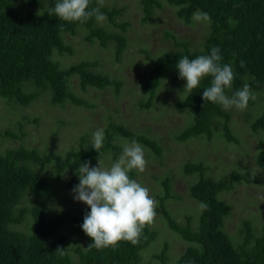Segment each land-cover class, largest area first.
I'll use <instances>...</instances> for the list:
<instances>
[{"label": "trees", "instance_id": "1", "mask_svg": "<svg viewBox=\"0 0 264 264\" xmlns=\"http://www.w3.org/2000/svg\"><path fill=\"white\" fill-rule=\"evenodd\" d=\"M51 1L46 0L42 6L43 0H0V97L19 104L15 108L7 102L19 112L48 91L52 105L63 108L68 101L76 108H93L94 105L81 96L86 95L90 87L99 90L109 87L118 93L124 81L117 74L100 71L94 59L60 68L59 63L62 62L58 58V55L72 53L70 39L77 34V27L82 25L87 30L83 37L85 41H96L101 48L113 45L115 60L121 61L130 27L127 20L119 21L124 7L114 5L115 0L112 3L106 1L111 5L104 0L102 4L100 0H91L90 7L100 6L107 23L112 25L109 30L95 18L85 23L59 19L50 12L57 0L49 10L39 13ZM139 4L142 22H150L156 11L159 13L170 6L187 25L196 23L193 14L197 11L209 13L211 23L197 21L202 31L198 45L191 39H179L166 31L163 39L170 42V48L156 55H151L148 49H141L146 54L148 65H145L146 72H143L142 82L139 83L145 99L138 101V107L141 110L151 108L162 84L168 88L181 87L180 81L184 80L176 69L179 59L185 56L194 59L218 46L222 63L231 64L235 72L232 87L226 89V94L231 96L248 84L256 99L250 100L243 111L235 108L225 110L202 99L203 90L211 82V78L206 77L191 92L182 89L185 93L174 101L173 107L186 112L188 118L185 127L175 134V139L181 143L197 138L212 142L220 136L228 143L239 145L242 141L234 126L237 127L240 120L231 118L236 111L243 112L245 120H242L254 142L244 146V152L251 149L254 163L264 169V104L259 103L260 99L264 101V0H139ZM154 21L157 23L156 19ZM64 33L67 34L65 37ZM54 49L59 52L55 55L56 61L51 59ZM73 77L76 80H72ZM251 108L254 111L250 116ZM26 115L15 122L16 128L0 130L2 137L17 141L14 147L0 149V264H138L143 258L142 251L156 239V229L145 226L136 245L121 241L116 248H89L92 240L82 231L81 225L90 209L86 205L77 214L65 209L48 217L43 202L57 197V192L41 170L52 165L56 179L69 173L71 181L77 184V169L83 161L92 163L106 153H110L112 160L119 157L122 147L115 143L117 136L129 141L135 139L158 157L163 153L160 143L149 134L134 131L111 117L104 129V147L99 152L87 141V135H81L78 146L64 153L51 149L40 152L24 144V122L37 121ZM215 159L218 164L217 156ZM237 162L235 160L231 164ZM235 166L221 176L224 172H219L216 166L213 168L214 175L212 167L203 160L184 162L182 172L198 176L189 185L190 197L208 205L207 210H200L196 227L191 214L184 215V222L174 218L167 208V201L177 197L172 191V179L167 175L161 181L162 192L156 195L161 217L170 230L190 243L176 264H264V223L256 227L252 219H244L238 230L239 239L225 229L231 206L221 194L235 190L239 181L252 185L264 182L259 176H252L247 165L239 162ZM135 175L133 170L130 177L134 179ZM68 222L73 226V234L84 239L83 244H70L63 231ZM168 247L164 241L160 253L151 257L159 264H168ZM58 248H64V255H60Z\"/></svg>", "mask_w": 264, "mask_h": 264}, {"label": "rangeland", "instance_id": "2", "mask_svg": "<svg viewBox=\"0 0 264 264\" xmlns=\"http://www.w3.org/2000/svg\"><path fill=\"white\" fill-rule=\"evenodd\" d=\"M54 1L52 0L39 13L49 10ZM106 1L112 3L113 0H104L105 3H107ZM45 4L46 0H43L42 6ZM114 5L125 9L119 21L127 20L130 23L127 32V46L121 61L116 62L113 45H110L109 48H101L96 41L93 43L85 41L83 37L87 30L82 25L77 27V30L79 29L77 34L70 39L73 45L72 53L58 55V58L62 62V64L59 63L60 68H66L83 60L91 61L94 59L97 61L96 67L100 71L117 74L123 78L120 91L117 93L109 87L102 90L90 87L87 94L81 96L88 103L93 104V108H76L68 101L65 102L63 108L52 105L48 91L31 102L27 108H22L20 111L22 115L17 109H12L10 106V104L15 105L14 107L17 108L20 106L19 104L0 97V130L16 128L15 122L27 114L26 116L34 120L36 118L37 121L24 122V130L26 131L24 144L35 147L40 152L51 149L58 153H64L77 147L81 135H87V141L92 144L93 133L99 128L105 129L111 117L113 121L122 123L134 131L149 134L160 143L163 153L158 157L144 147L148 165L143 173L134 170L136 174L134 179L147 187L150 195L158 201L156 195L162 192L161 181L168 175L172 179L173 194L177 196L167 201L168 210L177 221L182 222H184V215L191 214L196 227L200 208L199 202L189 195V185L196 181L198 176L184 174L182 172L184 162L203 160L212 167L211 172L213 174V168L216 166L219 172H224L221 176L234 169L235 165L240 162L249 167L252 176H259L264 181V169L259 168L254 163L253 151L249 149L244 152V146L248 147L251 143L254 144L251 141L249 129L245 128L246 125L242 120H245L244 114L236 111V114L231 118L240 120L237 127L234 126L235 132L242 141L239 145L228 143L220 136H217L212 142L199 138L190 139L185 143L177 141L175 134L185 127L188 118L186 112H180L176 107H173V104L185 93L182 89H184L186 82L185 80L184 82L180 81L182 88L180 86L168 88L162 84V87L157 90V97L151 108L141 110L137 103L139 100H144L145 95L139 83L142 82L143 72H146L145 65H148L146 54L141 49H148L151 55H156L170 48V42L163 39L166 31L178 36L179 39H191L195 45H198L202 37L201 25L197 21L192 25L183 23L170 6H166L159 13L156 11L150 22H142L139 0H115ZM154 19L157 20V23ZM100 23L109 30L112 29V25L108 24L106 20ZM66 35V33L63 34L64 37ZM57 53L59 52L56 49L52 51L51 59L53 61H56L55 55ZM98 69L93 68L96 71H99ZM74 79L76 80V77L72 78V80ZM72 91L78 93L77 87H75V91L72 88ZM259 103L262 105L264 101L260 99ZM249 111L251 116L254 109L251 108ZM126 142H129L126 138L115 137V143L120 144L122 149ZM16 144L17 141L12 142L11 139L4 138L0 134L1 150L14 147ZM215 156L219 159L218 164ZM235 160L239 162L231 164ZM114 162L115 160H112L110 153H106L103 157L92 162L90 166H97L99 163L101 167L109 168ZM218 171H216L217 175H219ZM41 172L57 192V197L49 198L43 202L47 208L48 217L65 209L77 214L86 206L84 203L73 199L72 189L78 185L79 177H77V184L71 181L72 176L69 173H64L60 179H56L52 165H48ZM221 196L231 206V214L226 219L225 229L236 239L240 237L238 230L244 219H252L259 225H255L256 227H260L264 223V182L262 185H252L239 181L235 185V190L223 192ZM156 211L157 216L154 223L149 226L156 229L158 235L142 251L143 258L138 264H159L151 256L154 253H160L164 241L169 246L167 251L168 264H176L184 248L190 243L170 230L167 222L161 217L159 207ZM69 220L71 221V219ZM71 222H68L63 228L70 244H83L84 239L73 234Z\"/></svg>", "mask_w": 264, "mask_h": 264}, {"label": "clouds", "instance_id": "3", "mask_svg": "<svg viewBox=\"0 0 264 264\" xmlns=\"http://www.w3.org/2000/svg\"><path fill=\"white\" fill-rule=\"evenodd\" d=\"M90 3L91 0H57L50 12L66 22L85 23L92 18L97 22L106 20L101 7H90ZM193 19L211 23L207 12L197 11ZM222 60L221 49L214 46L208 54L194 59L187 56L179 59L176 69L179 77L186 81L184 89L187 91L198 88L204 78L210 77V86L203 90L202 99L225 110L235 108L243 111L250 100L256 99V94L250 85L244 84L231 96L227 95L226 89L232 87L235 72L231 64L222 63ZM104 141L105 131L99 128L93 133L92 148L99 152ZM90 165V161L80 164L77 169L79 183L72 189L73 199L90 209L81 225L82 231L92 240L88 247L116 248L121 241L138 244L144 227L154 223L158 207V201L150 195L149 189L130 177L133 170L143 173L147 168L144 146L133 139L124 144L122 153L109 168L101 167L99 163ZM199 208L204 211L208 205L201 202ZM63 249H57L60 255H64Z\"/></svg>", "mask_w": 264, "mask_h": 264}]
</instances>
